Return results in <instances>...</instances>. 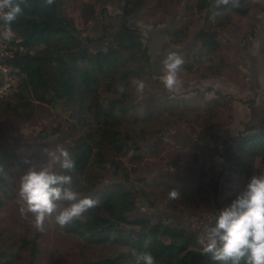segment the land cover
I'll return each instance as SVG.
<instances>
[{"label":"trees","instance_id":"1","mask_svg":"<svg viewBox=\"0 0 264 264\" xmlns=\"http://www.w3.org/2000/svg\"><path fill=\"white\" fill-rule=\"evenodd\" d=\"M119 1L124 4L122 16L127 18L132 7L139 8L147 0ZM186 2H191L187 9L196 15L198 23H203L193 45V57L198 63L205 59L212 61L210 55L220 47L219 32L232 24L233 15L246 16L252 6L250 0ZM19 3L23 11L12 22L9 35L4 34L0 21V37L16 48L14 57L6 62L19 70L16 89L0 104L5 103L3 113L15 118L33 117L31 103L36 104L38 113L42 111L47 115H51L48 107L60 114L61 103L68 106V120L41 136L56 135L64 129L70 140L67 148L75 161L70 173L73 185L82 194L91 195L97 203L71 223L58 226L87 244L110 245L120 250L113 257L89 260L85 264H133V249L150 251L157 264H218L200 250L194 232L162 218L137 214L139 198L143 197L148 207H152V203L143 188L131 183L127 186L134 169L127 166L124 158L131 153L130 162H139V152L146 146L153 155L158 154L164 128L172 125L175 116L168 98H161L165 101L161 108H148L139 115L143 102L134 97L132 78L143 79L158 89L163 87L162 81L152 73L150 52L141 35L125 23L114 26L107 22L102 32L104 50L94 51L89 47L90 40L82 37L63 15L64 0H19ZM93 15L94 9L89 7L86 22H90ZM198 23L185 21L169 30L170 45L180 46ZM181 67L190 68L184 60ZM211 68L209 65L206 70L211 72ZM209 74L219 76L221 71L215 69ZM121 83L127 87L123 94L117 91ZM180 102L179 112L189 108L185 100ZM192 109H198V105H193ZM222 156L225 171L244 176V183L257 163L259 172L264 170V102L252 111V123L225 143ZM194 160L197 162L195 157ZM20 165L22 162L15 154L0 152V195L10 190L9 180L19 174ZM108 173L113 180H107ZM229 188L222 191V207L238 192ZM200 189L197 187L191 195L193 198L201 196L199 203L205 206L210 197L202 196ZM212 191L219 197L218 182H214ZM2 206L0 196V208ZM21 242L17 251L0 246V263L20 258V254L26 252L23 264H36V241L24 239Z\"/></svg>","mask_w":264,"mask_h":264},{"label":"rangeland","instance_id":"2","mask_svg":"<svg viewBox=\"0 0 264 264\" xmlns=\"http://www.w3.org/2000/svg\"><path fill=\"white\" fill-rule=\"evenodd\" d=\"M250 3L248 15H233L232 24L219 32L220 47L210 55L212 61L205 59L200 63L193 57V45L203 23H198L196 15L187 9L191 2L147 0L139 8L132 7L127 18L122 16L124 4L119 0H64L63 3V15L82 37L90 40L89 47L94 51L104 50L102 32L107 22L114 26L125 23L137 30L143 44L151 50L152 73L160 81L164 48H153L148 27L168 33L185 21L198 23V28L191 30L185 42L172 46L190 66L188 70L181 66L178 69L182 86L166 90L145 83L144 90L134 94L135 99L143 102L140 116L148 108H161L165 102L161 98H168L169 107L175 109L172 125L164 128L162 133L158 154L153 155L146 146L139 152V162H130L131 153L124 158L127 166L134 169L127 186L131 183L136 188H143L152 203V207H148V202L143 197L139 198L137 214L146 213L155 219H165L169 224L194 232L197 238L209 217L222 207L223 189L230 187L239 191L244 185V176L225 171L223 149L231 137L252 123V111L264 102V0H250ZM89 7L94 9V15L90 22H86ZM209 65L211 72L206 70ZM215 69L221 71L219 76L209 74ZM182 100L189 108L179 112L177 106ZM195 104L198 109H192ZM29 107L34 110L33 117L15 118L3 113L5 103L0 104V152H11L22 162L19 174L9 180L10 190L0 195L3 199L0 246L17 251L21 240H35L38 244L36 264H85L89 260L115 256L120 250L113 246L87 244L65 233L53 219L45 221L44 230H38L31 213H20L21 200L17 188L22 172L29 166L39 167L48 163V149L57 144L66 148L70 145L64 129L56 135L41 136V133L47 135L56 125L68 120L70 111L65 103L59 107L60 114L54 113L51 107H48L51 115L42 114V111L38 113L35 103ZM259 165L257 163L253 168V174L260 173ZM260 174H264V170ZM107 180H113L110 173ZM214 182H218L221 189L219 197H215L212 191ZM197 187L201 188L202 196L210 197L205 206L199 203L201 196L193 198L191 195ZM172 189L179 192L178 197H169ZM183 190L185 192L182 193ZM20 255V258L0 264H23L27 253Z\"/></svg>","mask_w":264,"mask_h":264},{"label":"clouds","instance_id":"3","mask_svg":"<svg viewBox=\"0 0 264 264\" xmlns=\"http://www.w3.org/2000/svg\"><path fill=\"white\" fill-rule=\"evenodd\" d=\"M22 11L19 0H0V21L5 35L11 33V24ZM161 63L163 87L166 90L181 87L177 73L183 57L172 51ZM132 86L139 93L144 90L145 82L133 77ZM117 91L125 93L126 85L118 84ZM46 157L48 163L29 166L20 176L17 188L20 213H31L36 228L41 231L46 220L53 219L63 227L97 203L91 195L82 194L74 187L70 173L75 161L68 148L57 144L47 150ZM168 195L176 198L179 192L172 189ZM198 242L200 250L218 264H264V174L250 175L230 202L209 217ZM132 257L133 264H157L150 251L133 249Z\"/></svg>","mask_w":264,"mask_h":264},{"label":"built area","instance_id":"4","mask_svg":"<svg viewBox=\"0 0 264 264\" xmlns=\"http://www.w3.org/2000/svg\"><path fill=\"white\" fill-rule=\"evenodd\" d=\"M15 50L13 45H7L0 37V101L11 95L17 87L19 70L6 62V59L14 57Z\"/></svg>","mask_w":264,"mask_h":264},{"label":"crops","instance_id":"5","mask_svg":"<svg viewBox=\"0 0 264 264\" xmlns=\"http://www.w3.org/2000/svg\"><path fill=\"white\" fill-rule=\"evenodd\" d=\"M148 32H149V36H148L149 42L151 43L153 48H155V50L164 48V57H166L169 54V52H172V51L178 52L176 48L173 49V47L170 45L166 30L163 32L158 28H153L152 26H149ZM149 52L151 56V66L153 68V60H152V54H151L150 48H149ZM156 53L157 52L155 51L154 54Z\"/></svg>","mask_w":264,"mask_h":264},{"label":"flooded vegetation","instance_id":"6","mask_svg":"<svg viewBox=\"0 0 264 264\" xmlns=\"http://www.w3.org/2000/svg\"><path fill=\"white\" fill-rule=\"evenodd\" d=\"M112 23V22H111ZM113 24V23H112ZM120 25V24H119ZM116 26H118V25H116Z\"/></svg>","mask_w":264,"mask_h":264}]
</instances>
